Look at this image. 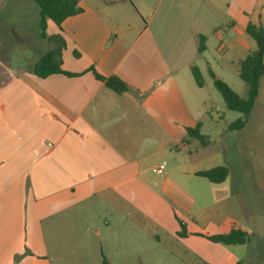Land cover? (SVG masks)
<instances>
[{
    "label": "crops",
    "instance_id": "1",
    "mask_svg": "<svg viewBox=\"0 0 264 264\" xmlns=\"http://www.w3.org/2000/svg\"><path fill=\"white\" fill-rule=\"evenodd\" d=\"M252 2L80 0L81 13L60 28L47 20L45 29L63 42L61 69L77 76L38 78L30 69L59 42L40 38L34 2L0 0V264H132L144 240L172 256L181 247L205 264L239 263L203 237L238 230L228 229L232 220L189 219L198 209L197 179L205 190L226 180L196 176L198 154L185 128L201 122L163 48L190 47L198 58L200 37L205 50L216 31L233 41V31L250 23ZM90 68L129 91L113 93Z\"/></svg>",
    "mask_w": 264,
    "mask_h": 264
},
{
    "label": "rangeland",
    "instance_id": "2",
    "mask_svg": "<svg viewBox=\"0 0 264 264\" xmlns=\"http://www.w3.org/2000/svg\"><path fill=\"white\" fill-rule=\"evenodd\" d=\"M31 2L15 0L20 8L34 4ZM247 12L245 21L260 26L264 31V0H254ZM224 18V15L214 16L221 29L227 26ZM240 20H236V24ZM233 32V41L222 31L208 34L206 50L198 58L193 56L190 47L163 48V54L171 70L177 71L174 81L180 87L192 116L203 123L200 134L208 140L205 150L199 141H192L198 154L196 169L202 171L225 166L228 170L226 182L221 187L213 185L211 190L202 188L199 182L205 181L197 179L198 209L189 219L199 220L201 216L213 221L215 218H229L233 222L228 229L243 231L246 243L222 246L238 257L239 264H264V76L259 81L257 99L242 129L232 127L242 115L225 108L210 76V72L213 73L239 97L246 98L247 87L238 77V68L240 61L254 51L255 43L242 29ZM44 46L45 51L51 48L49 43ZM19 50L17 48L13 52L14 59L17 54L20 55ZM193 66L201 72V88L196 86L192 76ZM202 193L205 195L204 202L200 199ZM208 204L211 206L204 213L199 211V207ZM180 249L177 256H172L168 254L167 247L149 248L144 240V246L138 252L141 261L134 254L132 264H205L200 256Z\"/></svg>",
    "mask_w": 264,
    "mask_h": 264
},
{
    "label": "trees",
    "instance_id": "3",
    "mask_svg": "<svg viewBox=\"0 0 264 264\" xmlns=\"http://www.w3.org/2000/svg\"><path fill=\"white\" fill-rule=\"evenodd\" d=\"M39 14V34L41 39L53 40L59 42V46L50 52L44 54L37 63L30 69V73L38 78H45L53 74H62L67 77H75L76 74L65 72L61 69V49L63 42L58 38H49L45 34L46 21H51L56 27L60 28L62 22L71 16L81 13L78 6L80 0H32ZM245 33L254 41V51L245 57L239 63L238 77L244 82L247 87L246 98L239 97L226 83L218 80L210 72L213 80V86L220 94L225 108L229 111L240 113L242 118L237 120L232 126L235 129H242L246 124L248 116L250 115L258 95V85L260 79L264 76V31L260 26L248 23L245 27ZM205 49L204 38H199L198 52L202 53ZM90 71L94 78L104 83L113 93L120 95L129 91V87L118 78L102 77L98 75L93 68ZM191 73L197 87H202L200 73L197 67H191ZM201 123H197L193 128H185V139H194L200 142L202 146L207 145L208 140L200 134ZM197 177L206 179L213 184H220L224 182L228 176V170L225 166H217L205 171L197 172ZM179 236H184L183 225ZM208 241L230 246L243 245L246 243V235L241 230H231L226 234H219L205 237ZM101 264H109L102 260ZM239 264V263H238Z\"/></svg>",
    "mask_w": 264,
    "mask_h": 264
},
{
    "label": "built area",
    "instance_id": "4",
    "mask_svg": "<svg viewBox=\"0 0 264 264\" xmlns=\"http://www.w3.org/2000/svg\"><path fill=\"white\" fill-rule=\"evenodd\" d=\"M163 168H164V166H163V165H160V166L155 170V172H156L157 174H160V173L162 172Z\"/></svg>",
    "mask_w": 264,
    "mask_h": 264
}]
</instances>
